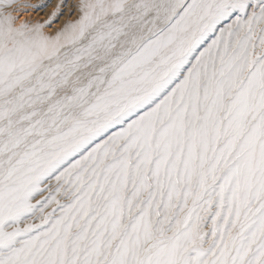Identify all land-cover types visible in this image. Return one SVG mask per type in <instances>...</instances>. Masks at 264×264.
I'll use <instances>...</instances> for the list:
<instances>
[{
  "label": "snow or ice",
  "instance_id": "6c2138e0",
  "mask_svg": "<svg viewBox=\"0 0 264 264\" xmlns=\"http://www.w3.org/2000/svg\"><path fill=\"white\" fill-rule=\"evenodd\" d=\"M51 4L0 0V264H264V0Z\"/></svg>",
  "mask_w": 264,
  "mask_h": 264
},
{
  "label": "bare ground",
  "instance_id": "6f19581e",
  "mask_svg": "<svg viewBox=\"0 0 264 264\" xmlns=\"http://www.w3.org/2000/svg\"><path fill=\"white\" fill-rule=\"evenodd\" d=\"M32 2H33V3H37L38 0H32ZM57 2H58V0H52V4L49 6V8H48V9H45V10H44L43 12H41V13H35V12H33V13H28V14H26V15L31 16V17H33V18H40V19H43V18L46 17L47 12H48V11H51V7L54 6L55 3H57ZM68 18H69V17H68V15H67V13H66L65 16L61 17V21H63L64 19H68ZM57 26H59V25H58V24H57V25H54V27H57Z\"/></svg>",
  "mask_w": 264,
  "mask_h": 264
}]
</instances>
